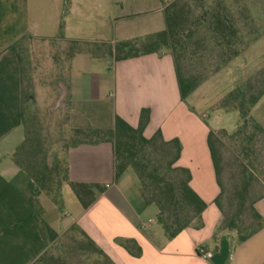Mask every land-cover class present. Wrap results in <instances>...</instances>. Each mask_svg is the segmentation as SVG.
Segmentation results:
<instances>
[{
	"label": "crops",
	"instance_id": "crops-1",
	"mask_svg": "<svg viewBox=\"0 0 264 264\" xmlns=\"http://www.w3.org/2000/svg\"><path fill=\"white\" fill-rule=\"evenodd\" d=\"M174 1L71 0L63 37L59 38L58 32L56 37L45 38L30 30L29 0H0V264H34L48 248L35 218L37 188L13 161L15 150L25 139L23 64L15 45L27 37L54 39L57 45L61 41L102 44L95 50L82 47L73 53L68 50L69 70L63 89L68 99L70 127L109 130L119 116L138 128L142 110L149 109L151 116L145 137L150 139L160 130L166 141L181 142L177 166L190 171L191 188L208 205L203 213V228L190 227L169 239L163 229H151L145 221L150 206L137 194L128 196L129 189L121 180L128 176L129 170L115 178L113 145H81L69 152L70 181L101 185L105 192L98 199L107 203L102 206L95 202L83 210L70 186L64 185L62 194L73 196L77 208V214H73L64 206L66 217L48 197L38 196L44 220L59 235L78 225L115 264H264V228L241 244L234 235L218 233L222 215L215 199L220 189L207 144L209 131L214 129L190 101L207 82L182 100L170 52L120 61L110 54V48L118 43H143L148 37L164 32L167 28L164 10ZM94 5L112 23L110 35H102L99 40L75 36L85 33V26H71L70 15L84 16L83 10ZM107 10L110 13L106 15ZM105 44L112 45L109 51L104 50ZM251 55L249 46L237 59L248 65ZM253 116L264 127V97L254 108ZM255 208L264 220V198ZM143 224L148 227L144 229ZM127 245L132 252L140 250V255L132 254ZM203 252L211 258L203 259Z\"/></svg>",
	"mask_w": 264,
	"mask_h": 264
},
{
	"label": "trees",
	"instance_id": "trees-1",
	"mask_svg": "<svg viewBox=\"0 0 264 264\" xmlns=\"http://www.w3.org/2000/svg\"><path fill=\"white\" fill-rule=\"evenodd\" d=\"M70 2L64 0L59 38L63 37L64 20ZM191 7L187 0L174 1L164 10L167 24L164 32L148 37L143 43H118L110 48V54L120 61L144 54L170 52L175 61L180 95L182 100H186L213 73H219L221 69L230 66L260 38L259 25L247 7L243 6L234 14L224 1L220 0L213 5L204 2L198 7L200 15L194 20L191 19ZM27 39L30 38H23L15 45L23 64L22 119L25 139L15 150L13 161L37 188L35 218L48 248L34 264H115L78 225H73L61 237L44 220V208L37 199L45 195L63 214L64 185L70 186L83 210L90 208L105 192V188L98 184L70 181L69 152L81 145H113L115 178H120L128 170L135 172L144 204L157 207V222L169 239L176 238L190 227L203 228V213L208 205L191 188L190 171L177 166L182 153L181 142L178 139L166 141L160 130L150 139L145 137L144 131L151 116L149 109L142 110L138 128H133L117 116L114 128L109 130L71 128L67 113L59 135L67 134L69 139H58L54 144L58 151L53 150V141L47 136L46 127L34 122L33 115L28 119L25 116V99L30 94L25 87L22 44ZM79 47L81 44L73 43L70 52L80 50ZM205 58L215 64L214 71L203 65ZM263 97L264 67L252 76L246 75L213 106L216 111L238 112L242 122L239 129L233 134L226 130H210L207 139L220 189L215 199L222 215L218 233L236 236L239 244L264 228V220L255 208L264 194L248 201L254 188L252 167L259 159L260 139L264 136V127L254 118L253 110ZM225 139L236 146L242 158L238 183L234 184L232 193L228 195L230 205L227 211L224 198L228 190L223 181L224 155L221 150ZM52 245L54 247L51 248ZM126 248L134 255L139 256L141 253L140 250L132 252L129 245Z\"/></svg>",
	"mask_w": 264,
	"mask_h": 264
},
{
	"label": "rangeland",
	"instance_id": "rangeland-1",
	"mask_svg": "<svg viewBox=\"0 0 264 264\" xmlns=\"http://www.w3.org/2000/svg\"><path fill=\"white\" fill-rule=\"evenodd\" d=\"M187 1L192 6L193 13L191 19L194 20L200 15L198 7L201 6L202 3L205 2L209 5H213L220 0ZM221 1H224L234 14L238 13L243 6L247 7L252 17L258 23L257 25H259L260 38L250 45L252 47V55L248 65L245 63L242 64L239 58L234 64L232 63L230 66L221 69L219 73H213V78L211 77L212 79L207 80V83H204L205 85L201 88L200 92H198V95L192 97L190 101H193L191 104L194 105L199 114L204 117V121L207 125L214 130H226L230 134H233L239 129L242 123L239 113L216 111L213 109V104L221 96L229 93L246 75L252 76L264 67V0ZM64 8V0H29V24L31 32L33 34H38L37 32H39V34L45 38L56 37L58 32H60V22L62 20ZM83 12L84 16H80L77 13L70 15L71 26H75V28L79 25L85 26V33H77L75 36L85 38L86 40H99L98 38L102 35H110L108 31L112 29V23L105 18V13L102 15L99 7L94 5L90 9L83 10ZM108 13H110L109 10H107L106 15ZM98 45L102 44L85 43L81 44V47L83 50H95ZM71 46L72 43L65 41H61L57 45L54 39L33 38L27 39L22 44L26 75L25 87L27 93L30 94V97L27 96L25 99V116L26 119H28L33 115L35 119L34 122H39L46 127L47 136L53 141L52 148L54 151H58L57 146L54 145L58 139H69L67 134L59 135V129L68 113V99L65 97L63 84L69 70L70 54L68 50L70 51ZM111 46L112 45L109 44L103 45L105 51H107V49L109 51V47ZM205 61L203 65H205L207 69L209 68L211 71H214L215 64L208 62L207 58H205ZM245 66H247V68ZM260 141L261 152L259 154V159L254 167H252L254 188L248 201L264 194V136ZM221 150L224 155L223 181L228 190V194L224 198V207L225 211H227L230 205L228 195L234 184L238 183L239 173L242 168V158L236 146L232 145L226 139L223 141ZM127 175L128 176L121 181L123 185H126V189H129V191L127 190L128 196L131 197L130 194L133 193L142 198L139 189V180L135 172L129 170ZM72 197L73 196H70V198H68V193L63 195L64 206L69 210L67 212L71 211L73 214H77V208L74 205L75 203H73L74 198ZM96 203L97 205L102 203L103 206L107 201L101 202V200L98 199ZM148 209L145 221L150 223L151 229H163L157 222V207L150 206ZM62 215L67 217L65 211ZM63 235L64 233L61 234V237H63ZM65 242L67 245L68 242ZM52 247L54 246L52 245L51 248Z\"/></svg>",
	"mask_w": 264,
	"mask_h": 264
},
{
	"label": "built area",
	"instance_id": "built-area-1",
	"mask_svg": "<svg viewBox=\"0 0 264 264\" xmlns=\"http://www.w3.org/2000/svg\"><path fill=\"white\" fill-rule=\"evenodd\" d=\"M147 227H148V225L143 224V228L144 229L147 228ZM202 258L205 259V260H209L211 258V255L203 252L202 253Z\"/></svg>",
	"mask_w": 264,
	"mask_h": 264
}]
</instances>
